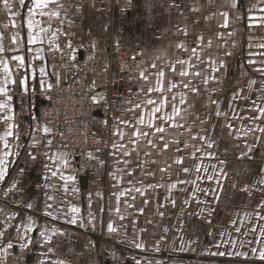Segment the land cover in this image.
Wrapping results in <instances>:
<instances>
[{
  "label": "crops",
  "instance_id": "0c3cea01",
  "mask_svg": "<svg viewBox=\"0 0 264 264\" xmlns=\"http://www.w3.org/2000/svg\"><path fill=\"white\" fill-rule=\"evenodd\" d=\"M235 2L236 7L232 6L233 0H59L63 7L49 6L60 12L58 18L49 20L36 15L35 19L42 21V27H51L48 33L41 34L42 43L31 44L28 43L27 27V8L31 0H26L23 7L19 0H10L11 10L6 9L0 0V35L6 49L2 55L9 58L16 80L14 85H9L15 116L11 123L18 126L13 128V136L9 137L11 151L18 155L8 158L7 174L0 181V231L4 232L0 237V248L6 247L8 242L13 248L7 254L0 253V264H53L58 260L65 261V264H106L107 261L136 264L137 260L140 264H264L251 253V247L259 251L261 245L247 243L249 240L264 243V238L248 231L254 227L258 233L260 225L264 224L255 217L257 211L264 214V209L258 207L264 203V184L257 183L264 177V133L250 132L245 136L241 132L242 128L255 124L264 126V121L249 119L256 115L252 111V101L264 102V73L257 70L264 68L260 63L264 61V55H248L250 51L264 53V48L257 47L264 43V22L261 19L264 18V0ZM223 12L228 13L227 27L222 26ZM53 32L58 38L49 43ZM13 36L16 44L12 43ZM199 37H203L202 44ZM225 39L232 41V54L233 42L235 52L242 43L246 54L241 64H235L228 71L242 74L239 81L230 84L224 83L226 70L219 60L217 74L221 75L218 81L222 82V93L227 94L221 96L215 110L217 146L208 152L194 151L197 144L208 142L210 133L205 126L188 125L206 120L196 119L197 114L191 110L176 118L183 127L165 125V133H154L150 137L156 147L149 145L147 139H141L138 144L128 142L129 138L135 139L132 137L133 128L120 121L135 122L140 109L126 108L118 120L110 123H105L102 116H96L94 137L108 140L109 153L104 149L89 150L75 158L63 150L44 149L43 132L30 130L37 121L39 107L44 103V90L49 84H64L71 68L81 60L88 62V88L96 90L97 98H104L113 52L132 41L141 47L139 54L140 50L152 49L157 56L167 59L168 64H174L180 58L190 59L192 63L194 60L200 65L206 63L208 57L215 58V64L218 63V58L224 56L219 42ZM146 41L152 42L151 49L145 47L149 46L145 45ZM209 41L216 47L213 51L209 50ZM69 42L72 48L67 47ZM181 43L188 51L177 47ZM155 46L162 51L157 53ZM193 47L198 49L199 59L191 55ZM14 48L18 51H9ZM38 49H43L42 59L34 58ZM73 51L75 60L70 57ZM12 55L25 57V69H16L17 62L10 59ZM249 59L257 63L249 64ZM40 67H44L46 75L40 76ZM33 68L36 69L35 78L31 76ZM25 74L29 76L27 91L21 85ZM253 80L256 83L249 87ZM234 94L236 99H233ZM2 99L4 97L0 96ZM217 110L227 115L217 116ZM234 115L237 118H233ZM8 123L0 121V135L6 131ZM117 127L125 133L123 140L116 134ZM25 128L27 134L22 136L21 131ZM160 135L164 140L159 139ZM165 141L169 143L166 150L163 148ZM115 142L124 144L125 148L113 149ZM26 144L38 147L35 159L20 160ZM222 148H226L227 153L223 154ZM0 150H9L3 149L2 141ZM125 151L131 154L125 156ZM57 154L62 159H57ZM242 157L247 158L248 165L237 177L235 171L240 167L239 158ZM65 159L67 165L63 163ZM177 159H182L183 163L177 164ZM196 165L202 166L198 173ZM185 167L191 171L183 172ZM53 171L56 176L52 175ZM90 172H93L92 176ZM61 175L75 177L74 181L67 182V192L64 190L66 181L60 178ZM208 175H213L214 179H206ZM82 176L88 177L85 189L80 184ZM197 176L204 178L196 179ZM194 179L206 191H197L191 183ZM38 182L41 189L35 187ZM173 183L175 188L170 187ZM133 188H141L144 194L128 192ZM121 191L127 194L119 197L118 214L115 211L116 194ZM132 196H135L134 200ZM185 200H188L187 204ZM29 204L31 208L27 207ZM72 205L81 209L76 224L68 222ZM48 212L53 215L48 216ZM245 213L249 217L246 218ZM120 214L125 219L121 220ZM233 221L237 224L234 225ZM240 221H243L242 225ZM30 223L32 229L29 231ZM109 223L118 229L117 232H108ZM237 226L239 232L235 230ZM41 232L51 237V242L41 237ZM225 232L231 236L222 235ZM28 240L32 243L21 250L20 244ZM133 241L143 243L144 248H136ZM241 241L245 242L243 247ZM157 248L160 250L156 251ZM221 251L228 254H212ZM237 251L249 255L247 258L237 256L234 254Z\"/></svg>",
  "mask_w": 264,
  "mask_h": 264
},
{
  "label": "snow or ice",
  "instance_id": "6c2138e0",
  "mask_svg": "<svg viewBox=\"0 0 264 264\" xmlns=\"http://www.w3.org/2000/svg\"><path fill=\"white\" fill-rule=\"evenodd\" d=\"M26 3V0H19V5L23 7ZM3 5L6 9L11 10L12 4L10 3V0H3ZM50 5H56L58 7H63V5L59 4V0H31V5L27 8V27L29 29V41L28 43L31 44H36V43H42L43 42V37L42 33H48L51 25L49 27H42V21L35 19L36 15L38 14L40 17H47L49 20H51L53 17H59L60 12L55 10V9H50ZM233 7H236V2L233 0ZM178 7V5H177ZM264 11V9H262ZM13 15H19V13H13ZM222 16L225 17L223 27L228 26V13L223 12L221 13ZM262 22H264V18H261ZM38 29V31H37ZM58 31V30H57ZM33 32H35V35H33ZM58 37L56 36V33L53 32L50 39L49 43H53ZM2 35H0V72L3 73V78L0 79V96L4 97V99L0 100V121H5L9 122L7 124V129L4 131L2 135H0V141L3 142V149H9L7 151L0 150V181H3L7 171H8V163L9 160L8 158L13 155H18V153H13L11 151V145L9 144V137L13 136V128L18 127L14 123H11L14 121L15 116H14V110H13V105L11 101L13 100V96L9 94V85H14L16 83V80L13 77V69L9 65V58L3 56L2 54L6 51L3 43H2ZM16 37H12V43L16 44ZM199 42L202 44L203 43V37H199ZM209 46H211V42H208ZM68 48H72L71 42L67 44ZM178 48L183 49L184 51H188V49L185 47L183 43L177 45ZM249 47L251 48L252 45L250 44ZM259 48H264V43H261L257 45ZM57 48L59 46L57 45ZM9 51H18V49H10ZM43 49H38L37 50V55L34 57L35 59H42V53ZM228 55H231V53H227ZM191 55L195 56L197 59H199V54H198V49L196 47H193L191 49ZM249 57H253L256 55H264V53H257V52H249L248 53ZM70 57L72 60L76 59L75 52L73 51L70 54ZM11 61L17 62L16 64V69H25V57L23 55H12L10 57ZM214 63V62H213ZM249 64H256L257 61L253 59L248 60ZM261 64H264V61H260ZM181 65V69L177 71L175 65ZM152 68H156L155 64L151 65ZM168 67L170 68L171 72L174 73L176 76L180 77V82L177 83L173 80H167L166 81V72L163 70V68L157 69L155 72V81L151 85L145 88H141L140 91L143 92L144 94V101L143 103H138L134 106L135 109H140V114L136 117L135 122L132 121H120L121 124L127 125L128 127L133 128L132 132V137L135 139L129 138V143L131 144H138L141 139H147V143L149 145H152L153 147H156V145L153 143V140L150 138L154 133H159L163 134L166 131L165 125H168V127L172 128H180L183 127L182 124H179L176 122V118L180 116L181 109L177 107L175 101L177 100V95L173 94L171 98L169 97L168 93H172L173 89H177L178 87H183L184 89H187L188 91L192 93H199V88L192 83L191 79H188L189 77L195 78V77H201V73L199 71H190V69H193L196 67L195 64L191 62L190 59H180L177 58L175 60L174 64H169ZM219 68H215V71H219ZM258 71L264 73V68L257 69ZM27 71V70H26ZM39 74L40 76L46 75L44 67L39 68ZM151 75V74H150ZM150 75H145V73L142 71L140 72V77L144 81H149L150 80ZM31 76L32 78H35L36 76V69L33 68L31 70ZM208 77H203L202 82L204 84L208 83ZM211 79L215 80L218 79L215 76H212ZM28 80L29 76L25 74L23 78L21 79V85L23 87L24 91L28 90ZM256 81H251L249 83V87H251L252 84H255ZM52 85H48V88L50 89ZM156 93L157 96L153 97L151 94ZM186 92H180L179 93V103L184 104L186 103ZM237 95L234 94L233 99H236ZM93 101L97 104L100 103V100L102 98H97L95 96L92 97ZM212 103H217V101L213 100ZM252 111L256 113V115L250 116L249 119L252 120L253 122L255 121H264V102L262 103H257L255 100L252 101ZM166 109H170V111H166ZM130 111H134V109H130ZM227 115L226 113H221L219 110L216 111V115ZM233 118H237L234 117ZM107 123V121H105ZM229 128H231V124L228 125ZM51 130L48 127L43 128L44 133H49ZM241 132L243 135L247 136L250 132H259V133H264V126H261L260 124H255L254 127H248V128H242ZM116 134L119 136L120 140L124 139L125 133L122 129L119 127L116 128ZM239 138V137H238ZM16 139H19V136H16ZM160 140H164V136L160 135L159 136ZM48 145H51V141L49 140ZM175 143L179 144V141H175ZM209 147H212V144L209 143ZM169 147V143L167 141L164 142L163 148L166 150ZM113 149H123L125 148L124 144H121L119 142H115L112 144ZM179 150V149H177ZM199 151V149H198ZM249 151H251V148H249ZM130 152L125 151L124 155L128 156L130 155ZM32 159H35V156L32 154H29ZM47 155V153H46ZM115 155V153H113ZM193 156H195V153H193ZM51 158V157H50ZM57 159H62L60 154H57ZM177 164L183 163L182 159H177L175 161ZM63 163L67 165L68 161L65 159L63 160ZM125 163H128V161H125ZM201 165H196L195 166V171L198 173L201 171ZM162 171H166V169H162ZM183 172L188 173L191 171V169L185 167L182 169ZM204 171L207 172V168H204ZM53 176H56L57 173L55 171L52 172ZM62 180H65L66 183L64 184V190L67 192L68 189V183L75 180V177L72 175H68L67 177H64L61 175L60 177ZM204 177H199L197 176L196 179H203ZM208 180H213L214 176L213 175H208L206 177ZM180 183H187V181H180ZM191 183L196 186L197 191H206L205 189H201L199 185L196 184V180H192ZM216 183L219 184V179H216ZM257 183L264 184V177H261L260 180L257 181ZM15 185H13L14 187ZM160 185H151L150 187H157ZM171 188H175L176 184L173 183ZM75 191V189H73ZM135 191L138 193H141L142 195L144 194L143 190L141 188H133L129 189L128 192ZM247 191V189H245ZM127 193L125 191L119 192L117 195V206L115 208V211L119 214L120 213V207H119V197L125 196ZM192 195L195 197L196 193L193 192ZM49 199H52V197H49ZM132 199H135V196H132ZM173 205L175 204V201H172ZM184 203H188V200H185ZM27 207L31 208L32 205L29 204ZM47 207L51 208L52 205H47ZM129 207H132V205H129ZM259 208L264 209V203H261L258 205ZM2 211V209H0ZM142 211V209L140 210ZM81 212V209L75 205H72L70 207V213L71 216L68 220L69 223L71 224H76L77 220L79 218V214ZM48 216H52V212L47 213ZM163 215V213H161ZM245 217H249L248 213L244 214ZM255 217L259 221H264V214H262L260 211L255 212ZM119 218L121 220L125 219V217L120 214ZM29 221H32V218H28ZM34 223V222H32ZM32 223L28 225L27 230L32 229ZM234 225L237 224V221L232 222ZM241 225L243 224V221L239 222ZM107 230L109 233H115L117 232V228L113 226L112 223H109L107 225ZM237 232L240 231V227L237 226L235 229ZM55 232V230H53ZM249 232L251 233H256L258 234L259 237L264 238V224H261L259 227V231L257 233L256 228H250L248 229ZM222 235H228L229 237L231 236V233H223ZM4 236V232L0 231V237ZM41 237H44L47 242H51V237L46 236L45 232L40 233ZM32 243L31 240H28L26 243L20 244V249L23 250L27 248L30 244ZM248 244H260L261 247L259 251H257L256 247H251V253L258 258L259 261L264 262V243H262L261 240H255V241H247ZM133 244L136 248L138 249H143L144 245L143 243L133 241ZM245 244L244 241H241L240 246L243 247ZM219 247V245H217ZM13 248V244L11 242H8L6 247L0 248V253L7 254L9 249ZM160 249L157 248L156 251H159ZM49 251H52V249H49ZM213 255H220L224 256L228 253H225L223 251L218 252V253H212ZM237 256H243L245 258L248 257L249 253L244 252H235L234 253ZM53 264H65V261L63 260H58L54 261ZM136 264H140V261L137 260ZM151 264V262H150Z\"/></svg>",
  "mask_w": 264,
  "mask_h": 264
},
{
  "label": "built area",
  "instance_id": "2783aa9c",
  "mask_svg": "<svg viewBox=\"0 0 264 264\" xmlns=\"http://www.w3.org/2000/svg\"><path fill=\"white\" fill-rule=\"evenodd\" d=\"M130 54L121 52L114 55L111 72L106 84V96L97 104L93 101L91 90L87 86L86 72L88 62L81 60L71 68L68 79L64 84H53L43 92L44 103L39 107L37 121L30 130L43 132L44 127L51 131L44 133L46 150H63L73 158L78 157L89 149L108 147V140L96 139L93 133V122L96 111H101L103 119L108 123L115 120L117 106L124 96L121 77L125 73ZM29 130V129H28ZM27 134L26 128L21 135ZM51 145H48V141ZM34 144L24 145L20 160H29L30 155L37 153ZM93 172H90V176ZM36 189H41L38 182Z\"/></svg>",
  "mask_w": 264,
  "mask_h": 264
},
{
  "label": "rangeland",
  "instance_id": "374dc122",
  "mask_svg": "<svg viewBox=\"0 0 264 264\" xmlns=\"http://www.w3.org/2000/svg\"><path fill=\"white\" fill-rule=\"evenodd\" d=\"M220 43H221L220 45L221 50L224 56L220 59L218 58L217 64H215V58L213 57H208L206 59V63L202 62L200 65L195 64L193 60V64H195L196 67L191 69V71H199L201 73V77H195V78L189 77L188 79H191L192 83L195 84L199 88L200 90L199 93H192L188 91L187 89H184L182 86L178 87L177 89H173L172 93H168L170 98L173 94L177 95V100L175 102H176L177 107L181 109V113L191 110L192 112H195V114H197L196 119H200V118L206 119L202 121L197 120L195 122H190L188 124V125H191L192 127L205 126L210 133L208 136L207 143L204 142V143L197 144L196 146H194V151L196 153L201 152L203 154L205 152L212 150L213 148L217 146L216 136H218V132L216 130L217 127H215V124H216L215 123V110H216V107L218 106V102L221 96L222 95L225 96L227 94L226 92L222 93L223 92L222 82L218 81L221 74L219 73L217 74V71H215V68H220L219 60H222L223 69L226 70V73L223 74V76L226 77L224 79L225 84H230V83L239 81L242 75L239 72L232 74L231 72L229 73L228 71L235 64L236 66H238L244 61V58H245L244 55L246 54V51H245L246 47L244 48L242 46L243 44L241 43V45L238 46L239 50L235 52L236 44L235 42H233L234 43L233 44L234 54H232L231 51L233 50V48L231 47L232 45L231 40L225 39L224 42H219V44ZM145 45H149L145 47L151 49L152 42L146 41ZM126 46H127V49H126ZM140 48L141 47H138L135 45V41H132L131 43L126 44L123 49L113 52V54L115 55L121 52H128L130 54V59L126 66L125 73L121 77L122 87L120 88V90H123L124 96L120 99L118 103V106L116 109L117 115H116L115 120H118L120 113L125 112L126 108H134L136 104L140 103L142 100L145 99L144 94L143 92L140 91V89L141 88L146 89V87L154 83L155 81L154 74L157 71V69L163 68V70L166 72V81L173 80L177 83L180 82L181 78L176 76L174 73H172L170 68L168 67L169 64L167 62V59H164L161 56L160 57L157 56L155 54V51H153L152 49L143 50V51L140 50V54H141L140 55L138 51V49ZM154 48L156 49V52L158 53L159 51L158 46H155ZM215 48L216 47H214V43H211V47L209 50L213 51ZM164 49L166 50V47ZM161 51L162 50H160L159 52ZM227 53H231V55H228ZM202 61H204L203 58H202ZM152 64H155L156 68H152L151 67ZM175 67L177 71L180 70L177 64L175 65ZM142 71L145 73V75L151 74L149 81L146 82L140 77V72ZM212 76H215L218 79L213 80L211 79ZM203 77L209 78L207 84H204L202 82ZM227 88L228 86L224 88V91ZM180 92L187 93L186 103L184 104L179 103V99H180L179 93ZM91 93L93 94V96L96 97V90H91ZM151 95L153 97L157 96L156 93H152ZM213 100L217 101V103H212ZM209 143L212 144V147L208 146ZM193 144H195L194 141H193ZM109 148L105 146L104 148H99V149H104L106 150L105 153H109ZM99 149H89V150H99ZM221 152L225 154L227 153V149L222 148ZM239 165L240 167L236 169L235 171V175H237V177L239 176V174H241L242 168L248 165L247 158L245 157L239 158ZM230 182H228L229 185L231 184Z\"/></svg>",
  "mask_w": 264,
  "mask_h": 264
},
{
  "label": "water",
  "instance_id": "95a60500",
  "mask_svg": "<svg viewBox=\"0 0 264 264\" xmlns=\"http://www.w3.org/2000/svg\"><path fill=\"white\" fill-rule=\"evenodd\" d=\"M96 116H102L101 111H96L95 113ZM87 181H88V177L87 176H82L80 178V184H81V188L85 189L87 188ZM106 264H111L110 261H107Z\"/></svg>",
  "mask_w": 264,
  "mask_h": 264
}]
</instances>
